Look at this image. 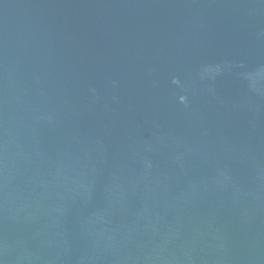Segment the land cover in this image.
Wrapping results in <instances>:
<instances>
[{
	"label": "water",
	"instance_id": "95a60500",
	"mask_svg": "<svg viewBox=\"0 0 264 264\" xmlns=\"http://www.w3.org/2000/svg\"><path fill=\"white\" fill-rule=\"evenodd\" d=\"M0 264H264V0H0Z\"/></svg>",
	"mask_w": 264,
	"mask_h": 264
}]
</instances>
